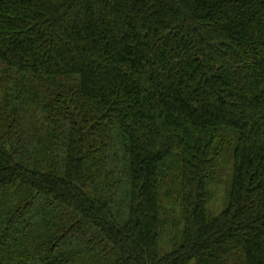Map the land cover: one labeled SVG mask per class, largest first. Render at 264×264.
Wrapping results in <instances>:
<instances>
[{"label":"trees","instance_id":"1","mask_svg":"<svg viewBox=\"0 0 264 264\" xmlns=\"http://www.w3.org/2000/svg\"><path fill=\"white\" fill-rule=\"evenodd\" d=\"M0 264H264V0H0Z\"/></svg>","mask_w":264,"mask_h":264},{"label":"rangeland","instance_id":"2","mask_svg":"<svg viewBox=\"0 0 264 264\" xmlns=\"http://www.w3.org/2000/svg\"><path fill=\"white\" fill-rule=\"evenodd\" d=\"M25 82H26V79L19 78L16 80V82L10 84L12 87L11 99L13 100V103H15V101L16 102L21 101V103H22V105L17 104V109L19 111V113L17 114V117L21 121L20 128L24 129V133L26 132V136L29 137V140L31 141L33 133H34L32 131V128L36 125H39V124H37V120L39 119V117L35 116V119L32 120L31 114H30L31 113L30 105L27 104V102L25 101L26 98L24 97L23 93H21L20 95L18 94L19 89L22 88V86H19V85H21L22 83H25ZM14 107H16V106H14ZM23 108H25L27 111L23 110ZM113 132H114L115 136L113 139L114 141H113V146L111 147V149L113 152H115V151L119 152L120 157L122 156V158H123L122 164L124 165V162H126V158L123 157L124 156L123 153H125V145H124L125 140L123 138V134L118 129H115ZM112 158H113L112 163L115 167V169H112V170H114L113 171V177H114L116 174L115 161L117 159V156L113 155ZM122 169H123L121 172L122 175L119 173L116 176H117V180L119 181L118 178L121 175L122 181H123V189H124V191H126L127 190L128 176H127V172H126V169L124 166H122ZM124 179H126V182L124 181ZM119 184L120 183H118V185ZM116 186H117V183L115 181V187ZM115 187L112 189L113 190V196H117L115 194V192H117V188L115 189ZM114 189H115V191H114ZM217 191L218 192L216 193L215 197L213 198V200L211 202V207H212L214 213H219L222 210L223 204H224V188L220 187ZM118 192H122V191H118ZM174 210H176V213L174 214L176 222H175L174 228L172 227V232H175L177 230V225H178L177 222L180 224V226L182 225L181 220H180V215H179V209L174 208ZM170 249H171V244H169V243H163L161 246V252L162 253H165V252L169 251Z\"/></svg>","mask_w":264,"mask_h":264}]
</instances>
